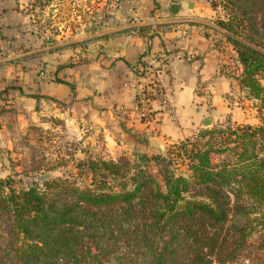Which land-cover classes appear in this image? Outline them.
I'll use <instances>...</instances> for the list:
<instances>
[{
	"label": "crops",
	"instance_id": "0c3cea01",
	"mask_svg": "<svg viewBox=\"0 0 264 264\" xmlns=\"http://www.w3.org/2000/svg\"><path fill=\"white\" fill-rule=\"evenodd\" d=\"M213 14L206 0H0L4 145L22 130L62 126L69 145L114 160L212 125L234 108L227 96L240 71ZM172 53L182 58L162 66L164 109L147 93Z\"/></svg>",
	"mask_w": 264,
	"mask_h": 264
},
{
	"label": "trees",
	"instance_id": "16d2710c",
	"mask_svg": "<svg viewBox=\"0 0 264 264\" xmlns=\"http://www.w3.org/2000/svg\"><path fill=\"white\" fill-rule=\"evenodd\" d=\"M221 2L235 80L259 123H228L178 143L185 174L170 158L156 156L155 176L124 157L87 156L81 185L0 179V264H104L109 255L114 264H220L242 255L264 264V0Z\"/></svg>",
	"mask_w": 264,
	"mask_h": 264
},
{
	"label": "rangeland",
	"instance_id": "374dc122",
	"mask_svg": "<svg viewBox=\"0 0 264 264\" xmlns=\"http://www.w3.org/2000/svg\"><path fill=\"white\" fill-rule=\"evenodd\" d=\"M208 3L210 5V2ZM212 3L215 5V8L212 9L214 12L213 21L219 27L218 23L220 21L230 19V13L223 8L221 0H212ZM227 97L228 102L234 106L232 111L227 112L212 125L201 130L225 126L228 123H247L252 125L259 123L254 105L251 101L244 98L242 91L238 89L237 83ZM63 130L62 126L53 129L31 128L22 130L19 138L14 139L9 148L4 145V134L0 131V179L10 177L15 187H25L33 184L38 188H43L44 182L53 178H62L70 184L74 183L77 185L88 182V177L85 176L84 168L80 163L91 155L82 152L83 148L74 146L73 143L69 145ZM197 134L189 136L187 139L190 141L199 140ZM177 144L164 146V157L160 156V152L157 149H153L148 153H136L132 158L127 156L120 157L132 162H139L146 167L149 173L155 176H158L159 168L156 156L163 159L170 158L172 161L171 168L174 172L185 174L187 170L186 161L175 155L177 151L175 146ZM77 148L80 149L82 154L76 151ZM143 154L146 155L145 159L140 160L139 157L137 158L138 155ZM227 158L228 155L226 153L221 155L213 154L211 155V162L216 163ZM111 257L112 255H109L107 257L108 260L104 264H114ZM220 264L254 263L248 256L242 255L235 259H227Z\"/></svg>",
	"mask_w": 264,
	"mask_h": 264
},
{
	"label": "built area",
	"instance_id": "2783aa9c",
	"mask_svg": "<svg viewBox=\"0 0 264 264\" xmlns=\"http://www.w3.org/2000/svg\"><path fill=\"white\" fill-rule=\"evenodd\" d=\"M29 2L33 1V0H28ZM49 0H41V2L43 4H47ZM70 3L72 2V0H69ZM117 2H119V0H117ZM37 43H42V40L40 38H36ZM164 59V62H162V65L158 68H155L152 70L151 72V77H150V81L151 84L148 86V90L149 93L148 96H150V93H153L157 98V102L159 103V105L162 108H167L168 107V100H167V94H166V90L163 88L162 85V78L160 76V72L164 69L162 66L167 67L169 65H172L175 61H177L178 59L182 58V56L179 53H172L169 55H163L162 56ZM148 99V97H145ZM144 101H147L145 99H143V97H139L135 100L134 102V109L139 111L141 114V116H144L146 111L144 109Z\"/></svg>",
	"mask_w": 264,
	"mask_h": 264
},
{
	"label": "water",
	"instance_id": "95a60500",
	"mask_svg": "<svg viewBox=\"0 0 264 264\" xmlns=\"http://www.w3.org/2000/svg\"><path fill=\"white\" fill-rule=\"evenodd\" d=\"M148 147L149 152L153 149H157L160 152V156L164 157V146L155 138H151L148 140Z\"/></svg>",
	"mask_w": 264,
	"mask_h": 264
}]
</instances>
